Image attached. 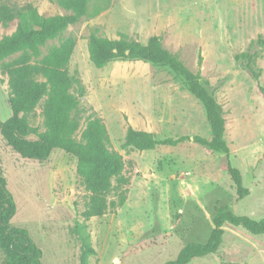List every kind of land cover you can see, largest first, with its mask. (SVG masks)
<instances>
[{
  "label": "rangeland",
  "instance_id": "rangeland-1",
  "mask_svg": "<svg viewBox=\"0 0 264 264\" xmlns=\"http://www.w3.org/2000/svg\"><path fill=\"white\" fill-rule=\"evenodd\" d=\"M14 9L34 6L40 14L67 11L56 0H4ZM18 21L0 22V38ZM140 42L159 35L192 71H200L207 89L222 106L229 159L249 192L237 198L226 171L225 155L196 143L209 137L203 105L169 69L140 60H110L96 67L89 59L88 36ZM76 45L68 63L79 77L81 124L94 113L107 127L110 146L132 166L127 199L114 211L85 220L89 192L76 173V159L54 150L46 160L21 158L0 135V173L6 178L17 211L11 223L28 230L42 250L43 264H81L85 243L93 252L87 264H160L189 241H205L217 201L237 214L264 218V0H89L88 14L64 30ZM58 39L48 42L57 44ZM258 50L257 81L235 59ZM45 51V48H42ZM0 61V120L10 115L7 76ZM201 62L198 64V58ZM41 104L32 124L44 129ZM156 138L190 136L175 146L150 150L121 148L127 125ZM110 197H114L113 193ZM216 253L187 264H264V234L225 223ZM3 254L0 251V264Z\"/></svg>",
  "mask_w": 264,
  "mask_h": 264
},
{
  "label": "trees",
  "instance_id": "trees-1",
  "mask_svg": "<svg viewBox=\"0 0 264 264\" xmlns=\"http://www.w3.org/2000/svg\"><path fill=\"white\" fill-rule=\"evenodd\" d=\"M89 0H56L66 13L40 14L32 5L14 9L0 0V22L7 24L17 20V27L0 38V61L14 53L10 61L2 62L1 72L7 76L10 115L0 120V135L21 158L46 160L58 149L76 159V173L89 192L86 208L81 212L85 220L102 216L122 206L127 199L130 176L126 167L132 166L123 155L110 146V135L103 120L94 113L86 116L81 124L79 98L84 86L79 77L70 74L68 63L76 45L74 36L59 40L66 28L88 14ZM58 39L57 44H48ZM264 46V39L255 41ZM45 48V51H42ZM90 61L102 67L110 60H140L164 66L183 80L186 89L203 105L210 135H195L199 145L225 155L226 171L237 198L249 192L243 183L240 169L229 159L230 147L224 139L226 119L222 106L207 89L200 71H192L176 53L164 47L159 35H151L140 42L121 34L118 39L98 35L88 36ZM258 50H246L235 55L236 61L257 81L261 70L256 66ZM201 57L198 58V64ZM264 97V88L258 84ZM41 104L44 129L33 125L31 118ZM190 136L156 138L146 130L127 125L121 148L150 150L159 145L175 146ZM113 193L115 198L110 197ZM17 211L15 200L7 188L6 178L0 173V251L2 264H43L42 250L34 242L27 229L13 225ZM213 224L207 239L189 241L177 253L160 264H187L194 258L216 253L224 236V224L241 226L252 234H264V218L255 219L235 213L230 205L217 201L211 217ZM93 252L90 244L84 245L81 264H87Z\"/></svg>",
  "mask_w": 264,
  "mask_h": 264
}]
</instances>
